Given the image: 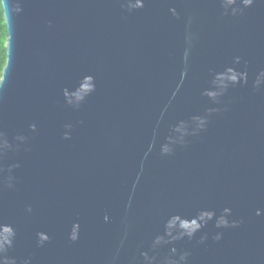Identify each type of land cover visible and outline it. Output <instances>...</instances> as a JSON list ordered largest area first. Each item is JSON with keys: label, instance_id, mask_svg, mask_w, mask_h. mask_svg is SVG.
Segmentation results:
<instances>
[{"label": "water", "instance_id": "95a60500", "mask_svg": "<svg viewBox=\"0 0 264 264\" xmlns=\"http://www.w3.org/2000/svg\"><path fill=\"white\" fill-rule=\"evenodd\" d=\"M3 4L0 255L264 264V0ZM228 68L246 81L216 79ZM224 207L228 227L156 241L170 216Z\"/></svg>", "mask_w": 264, "mask_h": 264}, {"label": "clouds", "instance_id": "9594fccd", "mask_svg": "<svg viewBox=\"0 0 264 264\" xmlns=\"http://www.w3.org/2000/svg\"><path fill=\"white\" fill-rule=\"evenodd\" d=\"M229 3L234 2V0H228ZM242 4L247 7L252 4L253 0H241ZM137 5L143 7V0H137ZM5 24V6L3 4V0H0V29L3 28ZM5 64L2 59H0V84H2L5 80ZM227 75L225 73H217L216 79L218 80H227L231 83H238L241 80L246 81V73H238L232 68L227 69ZM261 77H264V69H261L259 73H257L254 84H258L260 82ZM210 95H216L215 92L209 93ZM2 146V145H0ZM165 152L168 151L167 148L164 149ZM230 209L228 207H224L221 211V214L216 215L212 210L202 209L200 210L195 216L191 217H182L180 215H172L170 216L164 223L165 233L164 236H157L156 241L166 243L167 240H176L183 237H188L191 239L193 235L199 231L203 226L207 224L208 221L214 219V227L221 228V227H228L230 222L228 220V216L226 213H229ZM257 214H259L257 212ZM236 221H232L231 224L235 225ZM175 226L176 232L173 233L171 229ZM7 232V236H4L2 233ZM13 230L5 226L3 229H0V254L5 251V246H11L12 240L9 239L10 236H13ZM167 237V240L165 239ZM215 239H220V233H216ZM46 239V237H45ZM69 239L76 240L77 234L76 232H72L69 236ZM204 237H201L203 240ZM175 252V248L172 249ZM144 255L145 260L150 261L152 258L148 257L146 253H142ZM187 253H182L180 255V260H184ZM0 264H15L14 260L11 258L5 257L0 255ZM165 264H178L176 260H165Z\"/></svg>", "mask_w": 264, "mask_h": 264}, {"label": "trees", "instance_id": "16d2710c", "mask_svg": "<svg viewBox=\"0 0 264 264\" xmlns=\"http://www.w3.org/2000/svg\"><path fill=\"white\" fill-rule=\"evenodd\" d=\"M7 26L4 24L3 28L0 29V59L3 60L4 64L7 59V49H6V40H7Z\"/></svg>", "mask_w": 264, "mask_h": 264}]
</instances>
